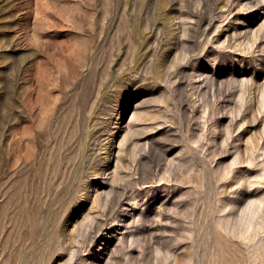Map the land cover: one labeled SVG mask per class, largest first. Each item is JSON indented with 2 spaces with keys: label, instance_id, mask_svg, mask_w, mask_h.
I'll use <instances>...</instances> for the list:
<instances>
[{
  "label": "rangeland",
  "instance_id": "obj_1",
  "mask_svg": "<svg viewBox=\"0 0 264 264\" xmlns=\"http://www.w3.org/2000/svg\"><path fill=\"white\" fill-rule=\"evenodd\" d=\"M0 264H264V0H0Z\"/></svg>",
  "mask_w": 264,
  "mask_h": 264
}]
</instances>
